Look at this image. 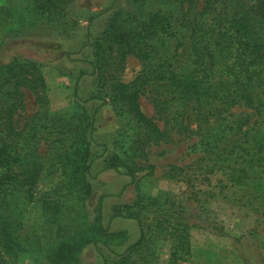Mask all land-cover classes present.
<instances>
[{
	"label": "trees",
	"instance_id": "trees-1",
	"mask_svg": "<svg viewBox=\"0 0 264 264\" xmlns=\"http://www.w3.org/2000/svg\"><path fill=\"white\" fill-rule=\"evenodd\" d=\"M168 1L143 15L121 6L110 12L101 33L92 36L94 50L87 58L97 88L82 97L77 82L72 112L63 118L46 119L40 112L30 125L19 127L16 115L24 108L21 88L45 89V76L41 64L34 60L22 56L0 60V206L11 203L9 196L21 194L28 202L37 200L43 211L51 214L52 222H60L66 197L75 194L87 198L92 194L93 179L98 174L92 167L100 158V170H120L125 163L121 153L110 151L106 142L95 136L96 118L104 104H111L117 113H128L146 143L167 139L173 129L187 133L194 121L202 125L216 115L227 121L222 110L244 105L253 116L244 140L224 150L233 154L234 162L220 155L217 162L223 161L221 166L230 168L235 185L252 183L264 189V0H203L202 4L171 0L170 5ZM67 2L29 0L33 11L29 25L38 19H63ZM145 3L130 0L135 7ZM113 49L122 62L130 54L140 60L142 69L131 81L116 79L104 66ZM88 72V68H81L78 77ZM145 93L164 119L163 127L159 117L144 112L140 97ZM239 120L227 122L230 130ZM42 140L54 148L61 179L57 188L39 192L45 169L37 153ZM207 144L213 148L217 145L210 140ZM124 145V152H130ZM126 171L135 183L136 171L127 165ZM143 195L135 203L113 205L110 219L105 215L102 195L84 227L49 249L51 264H79L89 245L100 253V264H158V253L152 248L160 236L169 237L168 264L187 261L192 253L190 226L175 212L155 225L145 223L142 208L151 204L147 201L157 199ZM119 217L137 221L139 236L135 241L127 243L128 231L112 228L111 220ZM19 239L15 230L1 227L0 264H7L6 254L23 248Z\"/></svg>",
	"mask_w": 264,
	"mask_h": 264
},
{
	"label": "rangeland",
	"instance_id": "rangeland-1",
	"mask_svg": "<svg viewBox=\"0 0 264 264\" xmlns=\"http://www.w3.org/2000/svg\"><path fill=\"white\" fill-rule=\"evenodd\" d=\"M28 1L0 0L3 9L0 60L22 56L39 62L46 80L45 89L21 88L24 108L16 115L21 128L30 125L40 112L46 119L69 115L78 83L82 97L97 88V78L91 74L87 58L92 57L94 50L92 36L101 33L111 11L121 6L143 15L159 8L163 0H144L145 5L139 7L132 6L130 0H69L63 19H38L33 26L29 25L33 11ZM197 2L202 4L203 0ZM167 3L170 5L171 0ZM104 66L124 82L134 79L142 69L136 56L130 54L122 62L115 49ZM81 68H88L89 72L78 77ZM140 101L148 116L159 117L148 93L142 94ZM250 112L244 105H229L221 112L227 121L216 115L202 125L194 121L187 133L173 129L167 139L146 143L142 130L128 113H117L111 104H104L96 118L95 136L106 142L110 151L121 153L124 166L120 170H100V158L92 167L98 172L93 179L92 194L87 198L75 194L66 197L60 222H52L51 214H46L37 200L28 202L21 194L9 196L11 203L0 206V229L6 225L15 230L23 248L15 254H6L7 264H51L47 256L49 249L84 227L102 195H105V215L110 219L113 205L135 203L143 194L157 199L147 201L151 204L142 208L145 223L155 225L168 219L169 212H175L190 226L192 253L180 264H264V189L252 183L235 185L229 175L230 168L221 166L223 161L217 162V155L234 162L233 154L228 155L224 150L236 142L240 144L241 139L243 142L245 130L253 119ZM236 118L240 120L230 130L227 122ZM159 123L163 127L164 119L159 117ZM208 140L217 145L213 148L207 144ZM124 143L130 152H124ZM37 153L45 164L38 191L53 190L61 179L54 148L42 140ZM126 165L136 171L135 183H131L133 178L127 173ZM111 226L128 231L127 243L139 236V225L134 219L115 218ZM153 245L158 264H168L169 237L160 236ZM101 262L96 247L89 245L79 264Z\"/></svg>",
	"mask_w": 264,
	"mask_h": 264
}]
</instances>
